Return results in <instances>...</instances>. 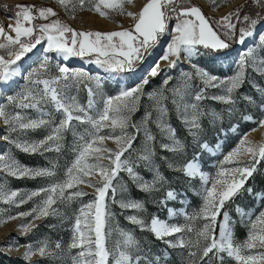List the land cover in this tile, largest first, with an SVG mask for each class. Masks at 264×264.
Returning <instances> with one entry per match:
<instances>
[{"label":"snow or ice","instance_id":"obj_1","mask_svg":"<svg viewBox=\"0 0 264 264\" xmlns=\"http://www.w3.org/2000/svg\"><path fill=\"white\" fill-rule=\"evenodd\" d=\"M125 2L130 3L131 0H58L66 9L71 4L73 11L77 6L83 8L90 5L91 10L105 17L109 16L108 10L123 13ZM211 3L216 6L217 0H211ZM250 3L259 11L254 14H242V10L247 6L246 0L245 5H240L218 20L211 21L199 6L184 7L183 0H147L138 13H127L134 20L130 28L108 32L77 31L60 20L51 7L15 6L16 11L11 17L14 24H9L7 31L0 25V50H3L0 51V85L8 84L20 74L18 62L22 58L40 45L46 46L39 65L25 77L27 87L8 97L12 110H0V117L3 118L8 132L3 139L15 149L29 155H42L50 151L59 153L63 147L64 133L72 129L73 121L84 128L83 132L77 135L73 148L74 159L66 167L62 178L53 179L47 186L30 193L0 185V202L15 207L33 198H40L30 211L7 217H31L27 223L20 225L22 235H27L38 227L36 220L60 215L59 204H70L88 195L78 188L80 184H87L95 189L94 198L89 203L82 204L72 218L74 223L67 249L69 253L74 249L79 251L69 256L70 264H110V257L111 264H141L142 260L147 261V256L142 255V247L133 232L121 230L114 246H107V239L111 235L108 225L112 219L107 197L111 192L112 198H115L117 187L113 181L117 180L119 173L126 172L131 181L145 193L157 190L158 185L163 187L165 183V177L154 163L156 138L149 128L153 112H147L139 124L131 121V115L137 110L141 96L145 95L144 86L149 83L148 76L154 78L161 72L175 68L182 54L185 59L191 61L201 55L202 49L220 51L228 49L232 43L243 45L248 38L253 37L256 27L264 23V15H261L264 13V0H250ZM37 19L48 22L33 23ZM173 19L175 24L170 28L169 22ZM166 34L170 35V39L159 60L168 61V69H161L159 60L156 61L141 83L124 88L115 96L103 95L99 76H85L82 72L70 71L66 65H57L55 72L50 67L51 56L48 53H57L65 60L72 56L85 57L95 54L94 63L109 75L132 72L135 71V65L143 61L149 50L158 45ZM258 41L259 47L264 50V34L259 36ZM237 64L234 74L226 78L212 75L192 64L194 71L183 73L180 85L167 89L182 123L198 143L202 127L200 118L207 114L201 108L200 102L210 98L228 105V112H232V106L236 103L235 93L245 82L248 68L264 74V57L257 56L255 46L245 50ZM171 79L172 77L168 76L162 85L166 86ZM194 80H199L203 86L197 90L193 84ZM85 81L88 101L86 105H81L76 97L69 95V88ZM210 88L219 89L220 94L208 97L207 90ZM146 95L152 101L156 113V127L169 141L160 143L161 150L184 152V143L177 138L176 129L167 119L168 108L165 101L168 97L164 87ZM246 99L251 100L250 97ZM28 109H35L39 113L38 118L26 115L23 110ZM260 110L264 114V104L260 105ZM53 112L61 114L58 122L52 118ZM211 115L215 119L220 118L219 113ZM243 119L252 121L253 117L245 115ZM255 122L264 127V118ZM41 128L48 130L44 138H23L24 133ZM104 129L108 130L107 135L100 134ZM141 130L145 138L144 146L133 159L131 155L125 154L131 152ZM106 139L114 140L116 149L107 148L104 144ZM200 147L207 149L208 144L204 143ZM242 156L248 159L241 160ZM104 159L109 161L107 165L102 163ZM261 160H264V143L254 144L245 133L237 146L224 157L225 162L239 166L231 169L221 166L215 176L210 177L201 171L198 155L183 165L180 169L183 174L190 178L198 176L203 183L202 204L188 217L189 222L202 221L200 228L194 227L192 223L185 226L169 224L156 216L150 221L138 214L130 215L127 219L141 231L152 233L157 240H162L169 247L188 249V264H197V259L202 264H212L214 260L223 264L224 257L220 253H226L238 264H264V209L258 214L243 213L248 215V233L242 242L234 241L229 216L224 211L225 205L243 190L246 180L253 175ZM140 163L152 168L154 175L151 181L145 180L136 171ZM168 166L173 167L171 163ZM0 169L17 179L54 178L57 175L54 164L51 167H29L20 163L11 152L0 155ZM97 172L100 178L95 182L86 179ZM120 190L124 191L123 186ZM248 191L251 192V189ZM177 195L175 190L169 189L161 203L166 205L167 201L176 199ZM119 203L122 209H132L137 213L144 208V204L138 200H121ZM237 211H240L238 206ZM169 212L172 210L169 209ZM185 232H194L196 239L186 240L183 236ZM174 235L175 240L165 239ZM25 248L24 258L31 261L33 255H39L41 258L55 256L57 251L62 249V245L57 241L53 247L48 241H42L39 246L29 244ZM253 251L257 254H249ZM156 260L158 264L159 258Z\"/></svg>","mask_w":264,"mask_h":264},{"label":"rangeland","instance_id":"obj_2","mask_svg":"<svg viewBox=\"0 0 264 264\" xmlns=\"http://www.w3.org/2000/svg\"><path fill=\"white\" fill-rule=\"evenodd\" d=\"M1 1L10 3L7 8L0 7V25H3L6 31L8 30L7 26L9 24H14V20L11 17L14 16L16 5H35L37 8L51 7L57 13V17L60 20L76 29L77 31L108 32L118 31L122 28H130L133 25L134 20L131 16H128L127 13H138L143 5L147 3V0H131L130 3H124L123 13L119 11L108 10L109 16L105 17L91 10L90 5H86L83 8L77 6L73 11L71 8V4H69L68 8L66 9L64 6L58 3V0H0V2ZM235 1H238V3L230 6V8L225 11V8ZM244 1L246 0H217V4L216 6H214L211 3V0H183V6H199L206 17L211 18V21H215L220 17L226 15L227 13L233 11L235 8L239 7L240 3ZM257 11H259V9L254 7L251 10V14H254ZM247 12H245L244 9L242 10V14ZM47 22L48 21L41 19L33 21V23L35 24ZM174 24L175 19L169 22V27H174ZM10 34L14 35V33ZM261 34H264V23H261L256 27L255 35L251 38H248L243 45L234 43L231 50L227 52L221 51L217 54L208 53L202 49L201 55L194 57L191 61L185 59L184 55L182 54L180 57V62L173 69H168V61L159 60V58L164 53L165 46L168 40L170 39V35L166 34L160 39L158 45L149 50V54L145 55L144 60L138 62L135 65V71L114 75L105 73L99 65L94 63V60L96 58L95 54H90L85 57L72 56L67 60H65L61 55L54 52L48 53V55L51 56L50 67L52 68L53 72L56 71L57 65H66L70 71H75L77 73L82 72L85 74V76H99L102 86L101 91L105 97L115 96L122 89L131 88L134 85L141 83L142 79L146 75H148L150 68L158 60L161 69H168L167 71L161 72L160 75L154 78L148 76L149 83L144 86L145 95L141 96V99L137 105V110L131 115V121L133 123L139 124L144 119L147 112H153L152 119L149 122V128L156 138L154 142V163L158 168L161 161L170 163L172 160L175 161L177 157L173 154H169L166 156L160 151V143H168L169 141L162 136L159 129L156 127V113L153 110L152 101L146 94L159 90L163 86L165 89V95L168 97V99L165 101V104L168 108V121L172 122L173 120H178L187 131V128L184 123H182V120L179 117L175 106L171 103V93L168 92L167 89L178 87L183 79L182 74L185 72L194 71L191 67L192 64L197 65L199 68L206 70L212 75H216L220 78H226L233 75L237 70V62L240 59L241 54L245 50L255 46L257 56L264 57V50H261L258 41V38ZM45 46L46 45L44 44L38 46L31 53L22 58L21 61L18 62L20 74L8 84L0 85V110H12L8 101V97L16 95L21 89L27 87V81L25 77L27 76L28 72L39 65ZM185 60L188 62V64L185 63ZM168 76L172 77L171 81L166 86L162 85V82ZM85 83H87V81L79 84L76 87L69 88V95L76 97L77 102L81 105H86L88 101V94L85 88ZM92 84H95L94 80L92 81ZM193 84L197 90L199 89V87L203 86L199 80H194ZM217 94H220L219 89L210 88L207 90L208 97ZM246 97H250L251 100L246 99ZM97 99H99V97H97ZM235 99L236 103L232 106V112H228V105L213 100L219 103V105H215L210 98L204 99L200 102L201 108L205 111V113H207L200 118L201 126L203 124L211 125L215 121H222V132L223 128H225V134H223V138L225 137V142H222L223 139L217 138L214 147L208 145L207 149H202L200 145L207 142L199 137V143L197 142V140L194 141L197 145V148L194 150V152H192L193 150L191 149L185 150L191 152L194 156L198 155V163L201 167V171L209 175L210 177H214L221 166L229 169L239 166L235 163L225 162L224 157L229 151L237 146L238 141L245 133H247V138L254 144L264 143V127L259 126L255 122L260 118H264V114H262L260 110V105L264 104V74H260L256 71H253L252 68H248L245 82L243 83L242 87L235 93ZM23 111L26 115L34 119L38 118L39 116V113L35 109H28ZM212 113H219L220 118L215 119L211 115ZM245 115L252 116L253 120H244L243 117ZM52 118L58 122L61 118V114L53 112ZM253 129L254 133L249 134V132H251ZM83 130V126L79 125L78 122L73 121L72 129L64 133L63 147L59 153L50 151L45 152L42 155H29L18 149H15L14 146L3 139V136L8 135V132L6 126L3 123V118L0 117V155L6 152H11L20 163L29 167H51L54 164L55 171L57 173L56 177L54 178L17 179L11 177L10 175H7L3 172L2 169H0V185H6L12 190L19 189L23 193H30L33 190H37L41 187L47 186L53 181V179L62 178L63 172L65 171L66 167L70 165V163L74 159L73 148L75 147L77 142V135L81 134ZM118 131L119 130H117V133ZM129 131H132V129H129ZM47 134L48 130L41 128L37 130H30L24 133L23 138L29 140H38L44 138ZM100 134L107 135L108 130L104 129ZM177 138L180 139L178 136ZM144 141L145 138L143 135V130H141V133L135 141L131 152L126 153L125 155H131V157L135 159L142 150ZM104 144L109 149H116L117 147L114 140L112 139H106L104 141ZM22 154L28 156L27 160H29V164H26L19 159V156ZM240 159L247 160L248 157L242 156L240 157ZM189 160L191 159L183 160V162H181L179 166L174 167L173 169H179L180 171L183 165ZM102 163L107 165L109 161L104 159L102 160ZM136 171L147 181H151L154 175L152 168L146 167L143 163H140L137 166ZM180 172L183 174L182 171ZM183 176H185V180L180 183L181 187L183 190L188 191L190 194L197 197L198 203H196V207H198L199 209L202 204L201 193L203 189V183L198 176L195 178H190L185 174H183ZM99 178L100 177L97 172L86 179H91L95 182V180ZM113 183L117 187L115 198H112L111 192H109V195L107 197L108 208L112 213V219L109 221L108 225V227L111 229V235H109L107 239V246L109 248H112L115 241L119 239V233L121 230L133 232L142 247V244H144V241L146 240L145 235L137 234L136 230L140 229L127 219L128 216L133 214L140 215L146 221H150L153 216H156L169 224L180 225L178 222L185 215L183 200L176 197V199L174 200L167 201L166 205L161 203V201L165 198L166 191L169 190L168 188H165L164 186L160 187L158 185L157 190L149 193L144 192V196L142 197H140L139 195H134L131 191H129L128 185H132L134 189H140L136 186L135 183L131 181L128 174L123 171L119 173L117 180L113 181ZM121 186H123L124 191L120 190ZM209 186L211 185L209 184ZM78 188L88 193V195L80 197L77 200L72 201L70 204H59L58 210L60 212V215L49 216L40 220H36L35 223L38 225V227L32 229V231L27 235H22V229L20 228V225L27 223L29 220H31V217H18L16 219H7V217L16 216L17 213L20 212L30 211L39 202L40 198H33L32 200H29L27 203L22 204L19 207L0 202V264H21L17 262L18 260L26 262L27 264H70L69 256L75 255L76 252L79 251L74 249L71 251V253H69L67 249V245L70 242V238L72 235V224L74 223V220L72 218L75 216V214H77L82 204H87L94 198L95 191L93 187L87 184H80L78 185ZM239 198L241 202L245 204L244 207L238 204L232 207L228 205V210H232L233 212L232 216H230V214L226 210L231 223V228L233 224L245 227V236L242 239H237L233 235V239L235 242H242L247 238L248 215H244L243 213L258 214L259 211L264 209V201L260 199L259 193H251L246 191L244 193H241L239 195ZM121 200H138L144 204V208L139 213L132 209H122L119 203V201ZM237 206L239 207L240 211H237ZM169 209L172 210L171 213L169 212ZM118 216L125 223H120ZM222 218L223 217L221 216L220 219ZM254 218L255 217L253 216V219ZM192 223L194 224V227L200 228L202 227L203 222L197 220L193 221ZM145 232L154 237L152 233L148 231ZM216 234H219V225L217 227ZM138 236L142 238L139 239ZM165 239L175 240L176 236L174 235L172 237H166ZM185 239L195 240V233L193 232L190 237L187 236ZM42 241H48L53 247L58 241L62 245V249L58 250L55 256L41 258L39 255H33L31 257V261L26 260L24 258V253L26 250L25 246L29 244L33 246H39ZM164 244L168 246L166 243ZM188 251L189 250L185 248L181 249L179 247H175L172 256L178 262L177 264H181L180 261L183 256H185V259L188 260ZM249 254L256 255L257 253L253 251ZM3 255L5 256V258H9V260L3 259ZM220 255L224 257L223 264H238V262L235 261L234 258L228 257L226 253H220ZM148 258L151 263L142 260L141 264H157L156 257L153 254V251L151 252V249L150 251L148 250ZM164 260L165 259L161 260V258H159L158 264H165ZM111 261L112 258L110 257V264ZM215 262L217 264H220L219 261Z\"/></svg>","mask_w":264,"mask_h":264},{"label":"trees","instance_id":"obj_3","mask_svg":"<svg viewBox=\"0 0 264 264\" xmlns=\"http://www.w3.org/2000/svg\"><path fill=\"white\" fill-rule=\"evenodd\" d=\"M245 4H246V1L240 3V5H245ZM9 5H10V3H6L4 1L0 2V7H3V8L6 7L7 8ZM254 7L255 6L251 5L250 0H249V1H247V6L244 8V10H245V12L250 10L249 12L251 14V10ZM249 12H247V13H249ZM263 14L264 13H261V15H263ZM233 44L234 43L230 44V47L228 49H224V50H220V51H212V50H205V51L208 53H213V54L220 53L221 51L227 52L233 48ZM212 102L215 105H219L218 102H215L213 100H212ZM170 124H172V127L176 129L177 136L181 139V141L185 145V150L191 149V150H193L192 152H194V150L197 148V145L194 142L195 140L191 137V135H189V133L186 131V129L183 127V125L180 124V122L178 120L177 121L173 120L172 122H170ZM222 127H223L222 121H215L211 125L203 124L199 137L201 139H203L205 142H207V144L209 146L214 147L217 138L223 139L222 142H225V137L223 138V134H225V128H223V132H222V130H221ZM185 150L182 153H173V152L160 150L161 153H163L166 156L169 154L175 155L177 157V159L175 161L172 160L170 162L173 165L172 168H169V166H168L169 163H166L165 161H161L159 163V166H158L160 173L165 177V183L163 186L165 188L175 190L176 193L178 194L177 197L183 200V208H184L185 215L178 222L182 226H185L189 223H192L193 221L189 222L188 217L192 216L198 210V207H196V203H198L197 197L193 196L188 191L183 190L181 187L180 183H182V181L185 180V176H183V174L179 171V169H173L174 167L179 166V164H181V162H183V160L192 159L194 157V155H192L191 152L185 151ZM27 158H28V156H25L23 154L19 156V159L22 162L29 164L30 162H29V160H27ZM128 188H129V191L132 192V194L139 195L140 197L144 196L143 191L138 190V189H134L132 185L129 184ZM248 189H251V193H259L260 199L262 201H264V198H261V196H264V160H261L256 165V171L253 172V175L246 180L244 188L240 192V194L248 191ZM240 194H238L232 201L228 202L225 205L224 211L227 210L228 213L230 214V216L233 215V212H232V210H228V208H227L228 205H230V207L237 205V204L240 206L242 205V207L245 206V204H243V202H241V200L239 198ZM119 221H120V223H125L123 220L120 219V217H119ZM193 226H194V224H193ZM217 227H218V225H217ZM232 231H233L234 237L237 239L238 238L242 239L245 236V227H243V226H238L237 224H233ZM216 232H217V228H216ZM136 233L145 235L146 240L144 241V244H142V255L147 256L148 263L150 262V260L148 258V250L150 251V249H151V252L153 251V254L155 255L156 258L157 257L161 258V260L165 259L164 260L165 264H177L178 263L176 261V259L173 258V256H172L173 250L175 248H170V247L166 246L162 240H157L155 237L149 235L145 231L136 230ZM191 234H193V232L192 233L185 232L184 236H185V238L187 236L190 237ZM138 237H139V239L142 238L140 236H138ZM192 250L195 251V249H192ZM3 259L9 260V258H5L4 255H3ZM17 262L21 263V264H27L26 262H23L21 260H18ZM180 262H181V264H185V263L188 264V260L185 259V256H183L181 258ZM197 264H202V262H200L197 259ZM212 264H217V263L215 261H213Z\"/></svg>","mask_w":264,"mask_h":264},{"label":"bare ground","instance_id":"obj_4","mask_svg":"<svg viewBox=\"0 0 264 264\" xmlns=\"http://www.w3.org/2000/svg\"><path fill=\"white\" fill-rule=\"evenodd\" d=\"M235 3H238V1H235L234 3H232L231 5H229L228 7H226V8H225V11L228 10V8H230V6H233ZM136 7H137V6H136ZM133 11H134V10H133ZM185 63L188 64V62H187L186 60H185ZM252 133H254V130H252L251 132H249V134H252ZM249 134H248V135H249ZM1 236H2V235H1Z\"/></svg>","mask_w":264,"mask_h":264}]
</instances>
